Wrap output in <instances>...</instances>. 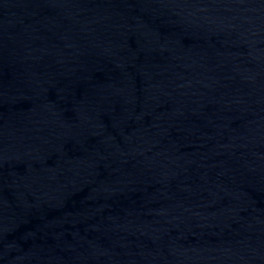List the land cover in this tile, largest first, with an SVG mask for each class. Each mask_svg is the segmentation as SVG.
Listing matches in <instances>:
<instances>
[{"label": "water", "instance_id": "95a60500", "mask_svg": "<svg viewBox=\"0 0 264 264\" xmlns=\"http://www.w3.org/2000/svg\"><path fill=\"white\" fill-rule=\"evenodd\" d=\"M0 264H264V0H0Z\"/></svg>", "mask_w": 264, "mask_h": 264}]
</instances>
